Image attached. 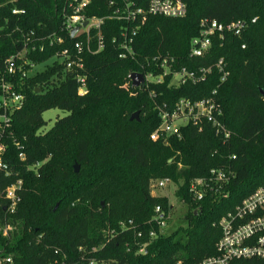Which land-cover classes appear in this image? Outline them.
Masks as SVG:
<instances>
[{"label": "trees", "instance_id": "16d2710c", "mask_svg": "<svg viewBox=\"0 0 264 264\" xmlns=\"http://www.w3.org/2000/svg\"><path fill=\"white\" fill-rule=\"evenodd\" d=\"M185 1L184 17L149 16L134 38V57L127 59L119 57L118 41L131 24L107 19L104 49L86 54L83 70H66L53 57L60 48L70 47V35H64L62 47L51 48L48 40L43 51L40 46L42 38L61 31L67 0H0V72L7 59L25 47V69L46 64L21 80L18 74L25 102L3 139L4 161L12 172H0V250L13 264H196L215 254L221 217L264 186V0ZM14 9L25 13L15 14ZM88 13L110 15L108 0H92ZM204 19L223 24L241 20L246 27L241 37L214 36L204 57H190L191 40L200 34ZM159 54L174 56L177 68L189 70L223 58L230 75L221 85V75L214 70L196 85L169 87L167 79L149 90L132 89L131 73L159 72L153 62ZM79 76L86 80L85 94L79 91ZM216 88L230 139L216 135L211 125L199 131L191 124L181 128L180 138H150L160 125L156 104L206 98ZM51 109L68 115L44 130L43 114ZM135 112L139 119L131 120ZM16 143L24 146V160ZM212 169L233 177L217 192L194 199L191 181L208 177ZM163 178L176 184V196L187 211L152 239L144 253H137L136 232H159L151 223L156 207H162L165 217L173 210L167 197L151 194V181ZM21 179L22 200L10 214L4 192Z\"/></svg>", "mask_w": 264, "mask_h": 264}, {"label": "built area", "instance_id": "2783aa9c", "mask_svg": "<svg viewBox=\"0 0 264 264\" xmlns=\"http://www.w3.org/2000/svg\"><path fill=\"white\" fill-rule=\"evenodd\" d=\"M92 5V0H67L63 11V22L61 31L53 32L42 38L40 50L45 49L44 41H49V47H62L66 43L64 35H70L72 42L70 47H63L57 50L54 60L65 65L66 70H83L85 68V55L96 54L105 47L103 28L107 19H118L128 22L130 27L121 31L120 55L122 59L134 57V38L142 25L145 24L149 16H165L180 18L187 15L188 6L185 0H108V7L111 14L105 17L90 15L88 10ZM13 13L23 14L24 10L14 9ZM256 18L253 19V22ZM85 23H87L85 25ZM79 28L73 36L72 31ZM246 23L244 21H232L230 23H219L204 19L201 21V31L190 43V57H204L212 48L213 37L218 35L223 39L226 34H233L241 37L244 33ZM116 40V38H115ZM30 38L26 39L28 43ZM36 47L33 46L34 50ZM245 48V45H242ZM27 47L17 55L11 56L6 61L4 71L0 72V172L11 173V168L4 161L7 150L3 139L6 137L11 126L13 114L20 109L25 102L24 93L18 90L19 83L16 78L21 75L20 80L33 73L37 66L27 65ZM19 60L25 62L18 64ZM154 65L159 70L158 73L148 71L144 74L145 83L132 89L139 91L149 90L152 84H163L169 79V87H181L188 83L199 84L207 81L208 76L214 70L221 75L220 85L224 83L230 72L223 58L217 63L208 67H200L196 70H189L187 67L177 68V60L169 54H159L153 58ZM81 94L88 92L87 83L83 76H79ZM129 83L125 84L128 87ZM216 88L212 95L206 98L192 100L180 98L169 106L167 103L156 104L160 116V125L150 135L153 141H167L171 136L181 137V128L189 124L195 126L199 131H203L206 125H211L216 135L224 140L231 138V132L223 122V109L217 101ZM155 96V95H154ZM181 122V123H178ZM21 149L20 159H25L24 146L16 143ZM235 158V157H233ZM233 177L232 173H227L222 169H212L208 177L196 178L191 181L190 193L196 200H202L208 191H218L224 184ZM169 185H176L172 179L163 178L151 181V186L155 191L164 189ZM23 180H18L9 186L4 196L7 201L5 209L13 214L18 204L22 200ZM156 196V195H154ZM162 197V196H159ZM170 215L164 216L162 207L157 206L155 216L151 223H156L158 231L150 228L148 232L140 230L136 232L139 240L138 252L144 253L149 242L156 238L159 233H164L168 228ZM132 224V221L130 222ZM221 236L216 243V252L196 264H233L237 260L260 259L264 260V186L257 187L250 195L245 197L235 208L221 217L218 221ZM147 236L146 240H143ZM143 240V241H142ZM0 264H13V258L6 256L0 250ZM85 264H97L96 261H89Z\"/></svg>", "mask_w": 264, "mask_h": 264}, {"label": "rangeland", "instance_id": "374dc122", "mask_svg": "<svg viewBox=\"0 0 264 264\" xmlns=\"http://www.w3.org/2000/svg\"><path fill=\"white\" fill-rule=\"evenodd\" d=\"M45 68H46L45 63L38 65L36 67L37 70H44ZM67 115H68V112H64L60 109H51V110L46 111L43 114V118L46 121V125H45L44 130H49L50 128H52L54 126V124L56 123V121L59 118L65 117ZM178 123H181V122H178ZM75 164H77V163H75ZM177 188L178 187L176 185H169L164 189H160L158 191H155L151 186V194L152 195L167 197V199L169 200V203L173 207L172 208L173 210L170 214V221H172V223L168 224V229L173 227L175 225V223H178L180 221V219L183 217V215L185 214V212L187 211V206L183 202H181L176 196ZM125 224H126L125 221L120 222V228L123 229L125 227ZM130 225H132V224H130ZM106 231H108V229ZM135 240H136V238L134 239V241ZM138 243L139 242L136 241L137 245H138ZM137 253H139L138 250H137ZM97 264H101V263H97Z\"/></svg>", "mask_w": 264, "mask_h": 264}, {"label": "water", "instance_id": "95a60500", "mask_svg": "<svg viewBox=\"0 0 264 264\" xmlns=\"http://www.w3.org/2000/svg\"><path fill=\"white\" fill-rule=\"evenodd\" d=\"M87 23H85L86 25ZM78 27L75 28L73 31H72V35L74 36L76 34V32L78 31ZM129 79L132 81V85L133 87H139L140 85L144 84L145 83V77H144V74L143 73H131L129 75ZM38 92H40V89H37ZM139 112H135L132 116H131V120H134V119H139ZM74 169H75V172H78L80 167L78 164H75L74 165ZM59 206V204L56 205V208Z\"/></svg>", "mask_w": 264, "mask_h": 264}]
</instances>
